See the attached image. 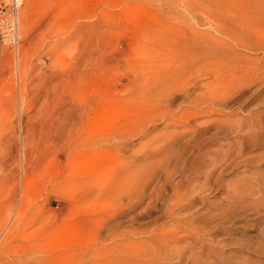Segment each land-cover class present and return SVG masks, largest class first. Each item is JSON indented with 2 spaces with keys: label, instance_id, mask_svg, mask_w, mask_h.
Listing matches in <instances>:
<instances>
[{
  "label": "rangeland",
  "instance_id": "1",
  "mask_svg": "<svg viewBox=\"0 0 264 264\" xmlns=\"http://www.w3.org/2000/svg\"><path fill=\"white\" fill-rule=\"evenodd\" d=\"M25 9L17 47L0 42V264H264V135L240 140L264 121V0ZM216 82L228 92L210 105ZM64 110L76 117L65 139ZM197 143L206 168L191 179ZM118 170L136 175L115 192L105 176Z\"/></svg>",
  "mask_w": 264,
  "mask_h": 264
},
{
  "label": "bare ground",
  "instance_id": "2",
  "mask_svg": "<svg viewBox=\"0 0 264 264\" xmlns=\"http://www.w3.org/2000/svg\"><path fill=\"white\" fill-rule=\"evenodd\" d=\"M19 1L22 3V6H23V0H19ZM22 6H21V8H22ZM18 13H19V11H18ZM18 16L21 17V24H23L25 26V28L28 29V27H29L28 25H29V22L31 20V12L25 9L23 12H21L20 14H18ZM18 24H19V18H18ZM18 36H19V25H18ZM221 82H222V80H221ZM221 82L220 83L219 82L218 83L216 82L217 85L212 86L211 90L209 91V98H206V103H208L210 105H218V101H220V100H222L223 98L226 97V94L228 92V89H226L227 87H222L221 86L222 85ZM46 93H47V91H46ZM37 98H38V96H37ZM54 101H55V99H54ZM194 103H198V102L194 101ZM112 109L113 108L110 107V110H112ZM45 110H47V109H45ZM74 111H75V109H74ZM74 111L73 110H69V111L66 110L64 112L63 120L61 121V124L59 123L60 124L59 125L60 127L56 129V130L59 129L58 130V133H61L60 138L63 136L64 139H65L68 136H70V133H72L71 132L72 131V127L75 125L74 124L75 122L73 120L76 118V117H74ZM42 113H44V112H42ZM80 113H84L83 110H81ZM53 120H54V118H53ZM48 121H49V119H48ZM71 121H73L72 124H71ZM255 123H256V125H255V127H253L251 129L250 134L246 138H243V137L240 138V140H241V146L246 147L247 146V144H246L247 140L252 139L253 136L254 137H257L258 135H264V121H262V119L256 118ZM44 128H46V127H44ZM44 133L45 132H43V134ZM46 134H48V133H46ZM122 135H123L122 133H118V134L111 135V136L109 135L110 136L109 138H112L110 140L118 139V138L123 137ZM24 137L25 138H23V140H22V142H23L22 144H23L24 149H23V154H22V160L20 162V165H21V174L19 173V168H18V167H20L19 166V163H18V161H16L17 174L15 175V183H16V185H15L16 186L15 192H18V190H19V197H18L17 206H15V208H16L15 209V213L13 214L14 217H15V220H17L19 217H21L24 214V212H25V205L27 204V199H28L27 188L29 186V179H30L29 178V174H30V169L29 168H31V166H32L29 163L30 161H28V155H27V152L25 150V147L27 146L29 139L26 137V135H24ZM262 138H264V136H262ZM254 139H256L259 143L261 141V138H254ZM204 146L205 145H203V143H197L196 146H195V148L192 151L193 157L191 156V158L189 157V159H188V166L186 167L185 171L186 172L187 171H190L189 174H190L191 179H197L198 178V172H199V170L206 168V164H205L206 163L205 162L206 157L205 156L207 155V151H204V149H205ZM206 147L208 148L209 146H206ZM187 150H188L187 145L186 146H183L178 152H176L177 153V157L175 158V160H173V162L174 163H177L180 160L181 157H183V156H185L187 154V152H188ZM135 175H136V172L134 170H132V173L130 175H127V176H125L121 171L118 170V171L113 172V173H111V174H109L107 176H105V174L98 175L96 177V180H99V179L101 180L104 176L105 177H108L109 176L108 177V179L110 180V182H108L109 189L116 192L118 190H121L123 187H125L126 182H129L132 179V177H134ZM19 185L21 187H19ZM14 205H15V201H12L11 204H10V207L12 208ZM27 210H29V209H27ZM175 222L177 224L178 223H181V221L178 220V219L175 220ZM179 242H181L180 239H178V240L175 239L174 240V243L175 244H177ZM100 253H102V252H100ZM93 255H97L98 256L99 255V250L98 251H95L93 253Z\"/></svg>",
  "mask_w": 264,
  "mask_h": 264
},
{
  "label": "built area",
  "instance_id": "3",
  "mask_svg": "<svg viewBox=\"0 0 264 264\" xmlns=\"http://www.w3.org/2000/svg\"><path fill=\"white\" fill-rule=\"evenodd\" d=\"M22 3L19 0H0V42L15 49L18 39V11Z\"/></svg>",
  "mask_w": 264,
  "mask_h": 264
}]
</instances>
